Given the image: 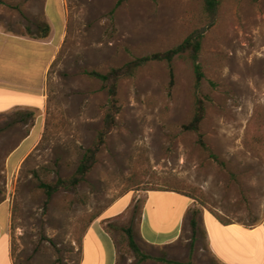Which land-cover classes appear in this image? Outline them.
Instances as JSON below:
<instances>
[{
  "label": "rangeland",
  "instance_id": "rangeland-1",
  "mask_svg": "<svg viewBox=\"0 0 264 264\" xmlns=\"http://www.w3.org/2000/svg\"><path fill=\"white\" fill-rule=\"evenodd\" d=\"M3 1L0 25L25 33L26 0ZM118 1L65 0L67 32L32 118L43 122L44 132L17 168L37 133L9 166L23 119L20 113L0 117V198L11 206L17 264H79L83 236L95 222L115 241L117 264H219L202 226L192 241L191 216L184 238L171 247L141 240L146 189L195 196L198 222L210 213L223 224L264 225V0H225L203 43L206 117L201 131L223 166L200 146L197 134L183 130L194 116L195 75L185 59H176L171 92L166 63H151L120 82L121 112L85 182L51 198L41 189L43 183L74 174L102 126L108 95L85 72L107 73L135 58L165 52L203 25L198 0H127L111 17ZM28 21V30L38 33L33 25L41 26V19ZM122 199L135 201L136 207L108 217ZM129 228L150 259L138 263L128 246Z\"/></svg>",
  "mask_w": 264,
  "mask_h": 264
},
{
  "label": "crops",
  "instance_id": "crops-1",
  "mask_svg": "<svg viewBox=\"0 0 264 264\" xmlns=\"http://www.w3.org/2000/svg\"><path fill=\"white\" fill-rule=\"evenodd\" d=\"M24 15L25 33L8 31L0 25V117L20 113L23 119L17 125L22 137L16 139L14 150L7 158L9 166L12 156L37 133L16 161L15 168L29 157L44 132L43 122L33 123L32 118L44 99L49 72L61 47V39L66 35L69 19L65 0H26ZM28 18L36 23L41 19V26L33 25L38 33L28 30ZM46 25L50 31L43 39ZM132 201L120 200L108 210V217L122 214ZM195 207L194 199L175 191L148 192L139 226L141 240L162 248L178 243L185 236L189 216L191 226ZM200 226L207 247L219 264H264V225L223 224L215 215L204 213L198 222V233ZM11 228V206L8 200L0 198V264H17ZM81 253L79 264H117V245L100 222L93 223L86 231Z\"/></svg>",
  "mask_w": 264,
  "mask_h": 264
},
{
  "label": "trees",
  "instance_id": "trees-1",
  "mask_svg": "<svg viewBox=\"0 0 264 264\" xmlns=\"http://www.w3.org/2000/svg\"><path fill=\"white\" fill-rule=\"evenodd\" d=\"M127 0H119L115 8L111 11V17L114 16L116 10ZM156 1V0H154ZM201 3V14L203 25L197 27L193 30L179 45L167 50L165 52L154 53L140 58H135L129 63L122 67H117L109 70L107 73H101L98 71H86L85 74L91 78L96 79L101 82L103 90L107 92L108 95V108L105 112L102 126L96 135V139L93 144L85 151L79 165L74 172V174L67 179H58L54 183H43L41 184V189L51 198L55 193L63 190L74 189L81 183L85 182L88 175L91 173L92 169L97 163V158L106 143L107 137L111 134L116 126V118L121 112V107L119 105L118 90L119 84L125 79L134 78L137 73L148 66L151 63H166L169 66V91L171 92L175 86V71H174V61L176 59H185L191 66L195 75V86H194V116L191 121L183 126V130L188 132H193L198 136V142L200 146L209 154V156L223 166V163L219 158L213 153L212 149L205 141L204 134L201 131L202 123L206 117V107L205 101L201 94V87L205 79V74L203 67L200 63V58L203 51V43L206 33L212 29L219 17L220 10L225 2V0H198ZM4 1L0 0V4ZM49 27L45 26L44 35L41 38H47L49 35ZM148 192L156 191H174V190H159V189H146ZM193 192H197V188H192ZM177 192V191H175ZM179 193V192H178ZM189 198L197 200L195 196L183 194ZM135 201L129 205L126 211L134 205L136 207ZM116 216L115 218L121 217L126 212ZM198 212L194 211L191 220L192 228V241L194 242L198 233ZM99 215L93 216L91 223L98 219ZM141 224V217L139 218V226ZM128 235V246L135 253L139 262H144L150 259L149 256L144 254L139 245L134 240L133 230L131 228L126 230ZM140 236V235H139ZM172 263V262H171ZM184 264V263H175ZM185 264H192L191 262Z\"/></svg>",
  "mask_w": 264,
  "mask_h": 264
}]
</instances>
